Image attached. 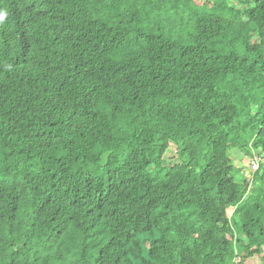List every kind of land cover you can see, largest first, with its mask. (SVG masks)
<instances>
[{"label":"trees","instance_id":"trees-1","mask_svg":"<svg viewBox=\"0 0 264 264\" xmlns=\"http://www.w3.org/2000/svg\"><path fill=\"white\" fill-rule=\"evenodd\" d=\"M0 15V264L259 255L264 165L239 183L230 151L264 155V0H0Z\"/></svg>","mask_w":264,"mask_h":264},{"label":"rangeland","instance_id":"rangeland-1","mask_svg":"<svg viewBox=\"0 0 264 264\" xmlns=\"http://www.w3.org/2000/svg\"><path fill=\"white\" fill-rule=\"evenodd\" d=\"M230 154L233 159V173L237 176L238 182L242 183L245 179H250L252 177L250 162L251 157L248 158L244 156L238 149H232ZM255 156L259 157L261 165H264V155L255 154ZM177 158V150L176 147L172 144L169 147L167 154L164 157V160L169 162L175 160ZM177 161V159L175 160ZM153 170L150 169V172ZM150 248V245L147 243L145 245V249ZM259 255H255L254 257L249 258L246 261V264H262L264 262V246L259 249Z\"/></svg>","mask_w":264,"mask_h":264},{"label":"built area","instance_id":"built-area-1","mask_svg":"<svg viewBox=\"0 0 264 264\" xmlns=\"http://www.w3.org/2000/svg\"><path fill=\"white\" fill-rule=\"evenodd\" d=\"M260 166H261V163H260L259 157L254 156L250 162L251 172L254 174L255 172L259 170Z\"/></svg>","mask_w":264,"mask_h":264},{"label":"clouds","instance_id":"clouds-1","mask_svg":"<svg viewBox=\"0 0 264 264\" xmlns=\"http://www.w3.org/2000/svg\"><path fill=\"white\" fill-rule=\"evenodd\" d=\"M5 17L3 15H0V20L4 19Z\"/></svg>","mask_w":264,"mask_h":264}]
</instances>
